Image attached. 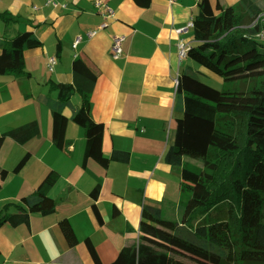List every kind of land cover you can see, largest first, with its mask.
Segmentation results:
<instances>
[{"label": "crops", "instance_id": "1", "mask_svg": "<svg viewBox=\"0 0 264 264\" xmlns=\"http://www.w3.org/2000/svg\"><path fill=\"white\" fill-rule=\"evenodd\" d=\"M58 1L64 6L47 5L46 0H0V13L19 18L8 24L0 20L1 42L31 25L43 42L42 47L24 52L30 75L0 72V135L30 121H38L42 129L39 137L25 144L4 140L0 170L9 173L2 179L0 172V210L6 204L21 203L50 171L59 174L49 191L57 205L54 213H34L28 224L0 226V264H97L87 239L101 264H111L125 245L139 240L166 251L172 264V256L184 258L192 251L179 242L163 245L141 234L140 223L146 203L160 206L166 218L176 219L178 205L194 190L183 181L182 169L166 163L164 155L175 129L180 72L191 67L202 79L219 86L195 67L198 60L203 65L216 60L200 49L194 28L177 32L198 13L199 0H150L146 7L136 0ZM104 22L108 26L100 29ZM94 29L97 34L89 37L88 31ZM79 35L83 40L75 47ZM116 35H125L123 54L117 60L111 55ZM181 39L192 46L183 59L178 53ZM191 53L198 57L196 62L188 60ZM52 56L57 57L54 71L48 68ZM76 57L97 76L91 114L105 125L103 151L106 156L114 149L129 151L128 163L112 162L106 168L93 158L84 162L85 131L73 121L67 126L65 146L53 144L50 109L36 97L55 95L48 84L51 79L73 82ZM216 64L223 81V66ZM72 100L77 105L82 102L78 93ZM27 152L29 161L14 172ZM98 184L99 196L94 199L91 192ZM14 211L12 206L10 212ZM63 218L69 219L79 239L74 248L59 227ZM187 262L196 264V259Z\"/></svg>", "mask_w": 264, "mask_h": 264}, {"label": "trees", "instance_id": "2", "mask_svg": "<svg viewBox=\"0 0 264 264\" xmlns=\"http://www.w3.org/2000/svg\"><path fill=\"white\" fill-rule=\"evenodd\" d=\"M148 6L150 0H136ZM199 11L192 18L194 39L201 50L223 66V86L202 79L191 67L179 74L174 103L175 129L164 155L166 163L182 169L184 182L193 185L191 195L178 205V217L166 218L160 206H143L140 232L163 244L179 242L201 251L221 263L264 264V0H239L230 5L225 0H199ZM7 24L18 17L0 13ZM34 27L0 41V72L28 74L24 52L42 47ZM60 44L58 43V46ZM60 47V46H59ZM73 82L49 80L55 95L36 98L50 109L52 141L58 148L66 144L69 121L82 127L86 136L85 158L104 167L112 162L128 163L130 152L103 151L105 125L91 114V96L97 76L81 58H74ZM258 82L249 87V84ZM239 87H235V84ZM79 94L77 105L72 98ZM38 121H30L0 135V148L6 138L25 144L39 137ZM27 152L14 172L30 159ZM193 167H191V166ZM1 178L9 173L1 169ZM59 178L50 171L34 192L21 203L6 204L0 210V226L28 224L34 213L49 215L56 211V201L49 195ZM1 186V184H0ZM98 184L91 192L97 199ZM14 212H10L11 207ZM100 222L102 216L94 204ZM118 208L114 206L113 214ZM59 227L71 248L79 239L68 218ZM87 245L97 264H101L90 240ZM164 250L139 240L125 245L111 264H168Z\"/></svg>", "mask_w": 264, "mask_h": 264}, {"label": "rangeland", "instance_id": "3", "mask_svg": "<svg viewBox=\"0 0 264 264\" xmlns=\"http://www.w3.org/2000/svg\"><path fill=\"white\" fill-rule=\"evenodd\" d=\"M228 2L230 3V5H234L238 2V0H228ZM235 2V3H233ZM264 22V20H263ZM260 39L262 41H264V33L263 36H260ZM206 54V53H205ZM196 54L191 53V55L189 56L188 60L190 62H196L198 60V57L195 56ZM187 60V59H186ZM217 64L216 61L214 62H209L208 65H203L202 63L199 62V60L196 62L195 67L198 68L202 74L203 78H209L210 80H212L215 84H218L220 87L223 86V81H222V75H221V71L219 72V70L217 69ZM258 82H252L251 84H249V87H252L253 85H257ZM239 84H235V87H239ZM176 117V114H175ZM191 166V165H190ZM193 167V166H191ZM188 185V183H187ZM158 242V241H157ZM161 243V242H159ZM166 245V244H163ZM190 251H192L191 253H187L188 255H186V257H174L177 255L172 256V264H187V260H193L196 259V264H220V262L215 259L212 258L210 256H208L207 254H205L204 252L201 251H196L193 250L191 248H189ZM221 264H229V263H221ZM236 264H243L241 262H238Z\"/></svg>", "mask_w": 264, "mask_h": 264}, {"label": "built area", "instance_id": "4", "mask_svg": "<svg viewBox=\"0 0 264 264\" xmlns=\"http://www.w3.org/2000/svg\"><path fill=\"white\" fill-rule=\"evenodd\" d=\"M46 4L50 6H64L62 5L58 0H46ZM36 8V7H35ZM108 26L107 22H104L103 24L100 25V29H105ZM194 28V22L193 19H191L187 25L181 29H177V32L181 33L183 31H186L188 29H193ZM97 34V29L88 31L87 35L89 37H93ZM83 40V36L79 35L74 42V46L77 47ZM125 40V35H116L113 38V43L111 47V55L113 59H119L122 54H123V41ZM178 53H179V58L183 59L188 56L189 52L192 50V46L190 43H188L186 40L181 39L178 43ZM57 64V57L52 56L49 58L48 61V68L50 71L55 70V65ZM178 82V81H177Z\"/></svg>", "mask_w": 264, "mask_h": 264}]
</instances>
